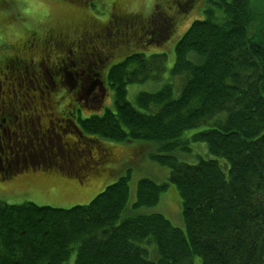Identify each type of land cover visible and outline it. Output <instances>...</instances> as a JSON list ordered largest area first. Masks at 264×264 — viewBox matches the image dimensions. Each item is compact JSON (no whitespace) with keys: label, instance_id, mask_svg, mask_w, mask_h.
Instances as JSON below:
<instances>
[{"label":"trees","instance_id":"obj_1","mask_svg":"<svg viewBox=\"0 0 264 264\" xmlns=\"http://www.w3.org/2000/svg\"><path fill=\"white\" fill-rule=\"evenodd\" d=\"M210 4L216 13L205 4L175 44L178 88L165 82L129 101L126 86L154 77L162 52L133 54L112 71L113 108L79 120L82 132L105 140L151 143L166 180L141 177L130 198L126 172L68 207L0 200V264H62L72 252L73 264H196L195 256L198 264H264L261 26L252 0ZM190 142H203L206 155L184 159ZM168 183L179 193L180 226L142 210Z\"/></svg>","mask_w":264,"mask_h":264},{"label":"flooded vegetation","instance_id":"obj_2","mask_svg":"<svg viewBox=\"0 0 264 264\" xmlns=\"http://www.w3.org/2000/svg\"><path fill=\"white\" fill-rule=\"evenodd\" d=\"M194 1L166 0L163 8L152 4L148 16L139 18L119 8L123 0H74L75 5H69L79 13L85 9L98 13L90 4L100 5L104 18L89 20L84 12L83 25L68 29L61 24L42 43L27 45L18 54L1 51L5 58L0 59V178L22 173L25 179L38 170L78 171L66 167L79 166L75 161L89 136L79 120L113 108L105 102L113 96V69L164 40L159 25L166 19L171 32L179 30L175 47L192 20L185 25V20L171 17L185 15ZM260 28L264 42V26ZM146 32L154 38L145 41Z\"/></svg>","mask_w":264,"mask_h":264},{"label":"rangeland","instance_id":"obj_3","mask_svg":"<svg viewBox=\"0 0 264 264\" xmlns=\"http://www.w3.org/2000/svg\"><path fill=\"white\" fill-rule=\"evenodd\" d=\"M164 1L166 0H123L119 8L130 15L146 18L149 12L152 11V4L157 3L158 7L163 8ZM212 1L213 0H195L187 9L185 15L175 14L171 18L172 20L180 18L181 22L185 20L186 25L193 18L203 14L205 4L208 5L209 3V8L212 11L215 10L213 7L214 4H210ZM60 2L69 12V15L61 23L68 26V29L73 28L76 24H84L86 21L84 12L88 15L89 20L95 18L101 20L104 18L100 12V5L90 4V9L98 13L86 9L84 12L79 13L77 10L72 9L71 5H75L74 0H60ZM252 5L254 7V19L261 27L264 26V0H252ZM78 6L85 7L86 5L80 4ZM173 8L178 9V5H173ZM182 11L185 12L186 10ZM181 22L176 23H180L178 25H181ZM159 26L160 35H166L165 39L163 40L160 38L158 44L152 43V46L150 45L151 48L145 47L147 49L145 53L162 52V54L158 55V61H155V65L159 64L161 66L160 70L154 77H146L142 83H130L126 86V96L131 102L135 101L139 91L156 90L165 82H171L178 88L183 82V74L170 78L171 65L174 60V42L179 30L171 32L168 19H166V21H161ZM260 32L261 31H259L258 34H260ZM148 33L149 32H146L144 34L145 41L148 38H154L153 35H149ZM1 51L3 50H0V56ZM105 102H107L109 106L113 105L112 96L110 98L107 96ZM83 112L85 113V111ZM87 134L89 136L84 139L86 145L82 150L80 160L75 161L79 166L75 163H67L68 167H66L70 170L78 168V171L46 170L42 172L38 170L35 173L36 176L25 179L22 177V173L8 176L5 179L0 178V200L7 203L33 201L36 204L68 207L76 203L88 202L103 187L126 172H129L130 175L128 181L130 198H133L135 195V186L139 178L146 176L155 181L166 180L168 167L150 157L149 151L151 149V143L149 144L142 140H105L95 134ZM55 141L54 139V142ZM103 152H105V155L101 157ZM197 155H206V147L203 142H190V152L181 156L186 160L194 161ZM90 157L93 160L90 159ZM104 157L106 158L102 160ZM93 166L95 167L94 169L91 168ZM142 207V210L145 212L154 210L160 211L172 224L178 226L182 225L179 193L173 183H168L166 189L160 194L155 204ZM148 248H150L149 250L153 257V248L150 246ZM73 262L74 252H72L68 259L62 264H73ZM195 262L198 264L197 256H195Z\"/></svg>","mask_w":264,"mask_h":264},{"label":"clouds","instance_id":"obj_4","mask_svg":"<svg viewBox=\"0 0 264 264\" xmlns=\"http://www.w3.org/2000/svg\"><path fill=\"white\" fill-rule=\"evenodd\" d=\"M68 15L60 0H0V50L18 54L39 45Z\"/></svg>","mask_w":264,"mask_h":264}]
</instances>
